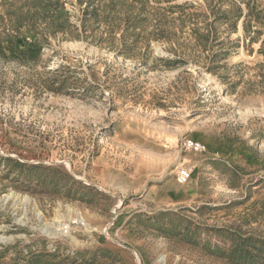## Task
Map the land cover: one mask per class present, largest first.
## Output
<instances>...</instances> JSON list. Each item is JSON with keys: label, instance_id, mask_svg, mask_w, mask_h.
I'll return each mask as SVG.
<instances>
[{"label": "rangeland", "instance_id": "obj_1", "mask_svg": "<svg viewBox=\"0 0 264 264\" xmlns=\"http://www.w3.org/2000/svg\"><path fill=\"white\" fill-rule=\"evenodd\" d=\"M0 264H264V0H0Z\"/></svg>", "mask_w": 264, "mask_h": 264}, {"label": "built area", "instance_id": "obj_2", "mask_svg": "<svg viewBox=\"0 0 264 264\" xmlns=\"http://www.w3.org/2000/svg\"><path fill=\"white\" fill-rule=\"evenodd\" d=\"M184 147L186 149H190L192 151H195L197 153H203L205 152L206 148L203 144L199 142H195L192 140H188L184 143ZM192 173L189 168H181L178 169V172L176 174L177 181L181 184L187 183L191 179Z\"/></svg>", "mask_w": 264, "mask_h": 264}, {"label": "bare ground", "instance_id": "obj_3", "mask_svg": "<svg viewBox=\"0 0 264 264\" xmlns=\"http://www.w3.org/2000/svg\"><path fill=\"white\" fill-rule=\"evenodd\" d=\"M217 89L222 90V89H223V85H222V84H219V85L217 86Z\"/></svg>", "mask_w": 264, "mask_h": 264}, {"label": "trees", "instance_id": "obj_4", "mask_svg": "<svg viewBox=\"0 0 264 264\" xmlns=\"http://www.w3.org/2000/svg\"><path fill=\"white\" fill-rule=\"evenodd\" d=\"M240 19H241V16H240V17H238V20H240ZM246 21H247V18L245 17V20H244V22L246 23ZM201 36H202V35H201ZM201 36H200V38H202Z\"/></svg>", "mask_w": 264, "mask_h": 264}]
</instances>
